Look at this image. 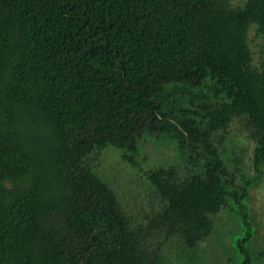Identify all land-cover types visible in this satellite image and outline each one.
<instances>
[{
  "label": "trees",
  "instance_id": "16d2710c",
  "mask_svg": "<svg viewBox=\"0 0 264 264\" xmlns=\"http://www.w3.org/2000/svg\"><path fill=\"white\" fill-rule=\"evenodd\" d=\"M251 24L264 42V0H0V264H160L85 162L112 147L137 167L144 133L176 145L178 166L147 171L163 202L148 228L179 237L186 264L228 199L249 225L242 198L264 165ZM235 117L253 177L232 176L220 155ZM250 238L237 239L239 264H252Z\"/></svg>",
  "mask_w": 264,
  "mask_h": 264
},
{
  "label": "rangeland",
  "instance_id": "374dc122",
  "mask_svg": "<svg viewBox=\"0 0 264 264\" xmlns=\"http://www.w3.org/2000/svg\"><path fill=\"white\" fill-rule=\"evenodd\" d=\"M227 1L232 6H240L245 2V0ZM254 30L255 26L251 24L247 30V37L253 63L256 65L264 51V42L262 38L256 36ZM206 88L203 87V90ZM221 134L223 137L218 148L231 175L246 173L253 177L255 170L251 158L254 143L248 138L244 118L235 117L226 131ZM138 146L137 167L124 162L120 153L112 147L94 151L86 157L85 162L115 190L134 226L146 230V241L150 246L160 248V264H186L187 249L179 237L165 241L161 232L148 228L150 219L161 208L163 202L150 185L147 171L157 167L178 166L180 159L176 145L170 138L144 133L138 140ZM181 164L182 172H188L189 164L183 162ZM259 169L260 172L252 180L247 194L242 198L247 207L249 225L242 220L237 207L228 199L227 206L216 217L212 216L213 230L199 245L195 264H239L244 258V253L237 251L236 242L243 237L248 228L251 232L247 244L251 262L264 264V165L259 166ZM243 243L246 244V241Z\"/></svg>",
  "mask_w": 264,
  "mask_h": 264
}]
</instances>
